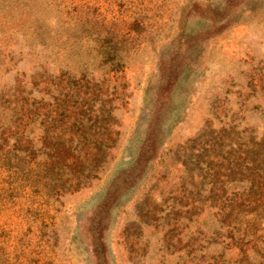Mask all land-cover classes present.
Returning a JSON list of instances; mask_svg holds the SVG:
<instances>
[{"label": "rangeland", "instance_id": "rangeland-1", "mask_svg": "<svg viewBox=\"0 0 264 264\" xmlns=\"http://www.w3.org/2000/svg\"><path fill=\"white\" fill-rule=\"evenodd\" d=\"M39 74L96 88L77 123L106 146H84L101 163L76 190L0 161V264H192L207 210L188 220L191 140L264 136V0H0V89ZM47 113L30 137L73 123Z\"/></svg>", "mask_w": 264, "mask_h": 264}, {"label": "trees", "instance_id": "trees-1", "mask_svg": "<svg viewBox=\"0 0 264 264\" xmlns=\"http://www.w3.org/2000/svg\"><path fill=\"white\" fill-rule=\"evenodd\" d=\"M41 78L40 74L33 75L7 91L0 89V161L11 170L41 178L73 176L76 190L83 184L86 170L90 172L85 160L91 157L101 163V157H89L84 146L91 144L98 151L106 146L102 139L88 138L80 132L81 123H77L79 118L91 119L99 94L94 86L75 78L63 92L58 76L50 79L52 87L46 89ZM46 91H51L49 103H45ZM102 100L99 109L104 107ZM46 107L52 127L57 120L73 118L68 131L64 130L63 136L55 135L51 142L44 135L34 139L28 131H33V126L41 127ZM239 134L231 127L211 131L207 144L200 138L191 140L192 151L186 160L190 164L187 177L193 185L188 196V220L196 222L207 210L202 219L204 245H191L192 264H264V136L250 133L244 138ZM13 150L18 152L16 161L11 158ZM41 154L47 157L44 162L37 159ZM74 161L80 168L72 166ZM66 165L72 170L67 171ZM62 183L61 190L71 187Z\"/></svg>", "mask_w": 264, "mask_h": 264}]
</instances>
